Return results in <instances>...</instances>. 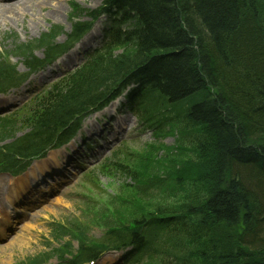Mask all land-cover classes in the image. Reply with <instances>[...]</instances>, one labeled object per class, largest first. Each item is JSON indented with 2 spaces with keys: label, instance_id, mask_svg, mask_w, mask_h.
<instances>
[{
  "label": "trees",
  "instance_id": "obj_1",
  "mask_svg": "<svg viewBox=\"0 0 264 264\" xmlns=\"http://www.w3.org/2000/svg\"><path fill=\"white\" fill-rule=\"evenodd\" d=\"M112 1L124 11L121 22L132 23L122 35L134 45L116 55L111 48L96 53L20 117L1 118L0 139L18 122L32 134L4 145L0 160L44 143L53 125L74 120L131 75L159 99L181 105L177 126L189 132L181 142L195 153V164L209 165L186 173L191 181L180 199L166 193L172 204L133 215L121 232L100 241H81L82 228L56 225L57 233L78 239L73 258L135 240L139 248L151 244L157 264H264V0ZM54 28L15 52L27 59L34 44H49ZM3 68L11 70L0 61ZM114 169L140 176L127 161Z\"/></svg>",
  "mask_w": 264,
  "mask_h": 264
},
{
  "label": "rangeland",
  "instance_id": "obj_2",
  "mask_svg": "<svg viewBox=\"0 0 264 264\" xmlns=\"http://www.w3.org/2000/svg\"><path fill=\"white\" fill-rule=\"evenodd\" d=\"M99 4L100 0H30L23 11L14 9L11 15L7 14L4 18L0 17V39L3 33H11L12 35L15 33L18 41L31 40L51 24L62 26L63 31H68L73 21L77 20L78 17L82 20L88 18L85 21L91 20L92 18L88 12L97 8ZM96 34L97 31L93 32V35L96 36ZM95 36H89L88 38L92 37L91 40H93ZM64 38V34H60L58 37L59 40ZM89 41L90 39H85L86 46H82V44L80 46L84 48L90 46L91 41ZM130 48V46L124 47L126 50H130ZM120 50L121 47L119 46L117 51ZM39 52L41 50L35 51L36 54H40ZM11 59L14 61V58ZM23 69L18 64L17 70L23 71ZM148 108L156 109L160 113H158V120L163 124L164 116L168 114L172 116L171 113L179 110L181 105L160 104L159 106L156 102H153L148 104ZM162 108L167 110L160 112ZM107 111L110 112V109H107ZM122 118L127 120L123 121ZM120 119L119 122L113 121V128L117 134L119 132L118 127L124 126L132 129L136 135L130 142H127L125 148L131 152L130 165L139 171V178L135 180L124 176H114L108 179L100 175V184L103 186L100 191L93 185L87 186V178L82 183L79 182L80 177L77 176V179L68 185L56 201L34 212L27 220L22 221L20 226H18L20 223L13 225V227L16 225V228L12 233V237L6 241L7 243L0 244V264H15V262L24 260L27 256L47 248L43 243L48 237L49 228L47 224L52 219L75 225L81 224L83 227L91 228V232L94 234L92 237H96L95 235L99 234L98 228L100 227H103L104 231L109 230L108 226L110 224L116 228L127 223L133 215H139L146 211L151 212L156 204L167 202L172 204L173 202L166 197V193L175 196V200L183 196L186 190L185 183L191 181V175L187 176L186 173H195V169H197L195 167H199L197 165L199 161H197V164L194 163L193 156L195 153H193V150L190 152L180 141L174 121L161 125L163 128L160 130V134H157L156 131L152 132V130L149 131L144 127L140 130L142 126L137 125L129 115H125ZM117 123L123 125L118 126ZM200 162H202V167L209 165L206 160H200ZM43 164L44 161L37 163V165ZM173 167L179 172H175ZM181 167H188L190 170L180 172ZM75 172L80 175L79 170ZM1 177L0 199L5 195L8 184L7 180ZM80 183L82 185L80 192L84 193L85 191L89 194L88 197L96 200L94 203L87 199L88 203L86 204V200L78 199V195L74 194L75 190L79 191L76 187ZM134 195L135 199L133 200ZM88 204L90 206H86ZM84 206H86L85 210L83 209ZM25 225L26 227L23 229ZM150 248L151 244H147L142 250L146 251ZM105 258L106 264H126L122 262V253L107 255ZM158 261H161L159 257L156 258L153 254H150L141 257L138 264H157ZM54 263L55 260L52 259L48 264ZM99 263H101V260H98L95 264Z\"/></svg>",
  "mask_w": 264,
  "mask_h": 264
},
{
  "label": "bare ground",
  "instance_id": "obj_3",
  "mask_svg": "<svg viewBox=\"0 0 264 264\" xmlns=\"http://www.w3.org/2000/svg\"><path fill=\"white\" fill-rule=\"evenodd\" d=\"M25 4H28V2H27V0H21V1H19V2H17L16 4H10V3H6V4H2V3H0V17H2V18H4L7 14H10L11 15V13H13L14 12V9L15 10H17V11H23V9H24V5ZM7 5H9V6H7ZM13 11V12H12ZM139 96V95H138ZM55 163V162H54ZM199 167H202V165H201V163L200 162H198V164H197ZM207 165H204V167H206ZM47 168L48 167H46V166H43V167H36L35 168V172H36V174L39 172H43L44 170H47ZM35 172H34V174H35ZM38 173V174H39ZM30 183L31 182H27V183H17L16 184V186H18L17 188H20V187H24V186H29L30 185ZM18 191H22V192H24L23 191V188H22V190L21 189H19V190H17V192ZM4 217H2L1 218V220H0V224H1V226L3 225V224H5L4 223ZM101 260V263H99V264H106V258H105V256H102V258L100 259ZM105 261V262H104Z\"/></svg>",
  "mask_w": 264,
  "mask_h": 264
}]
</instances>
